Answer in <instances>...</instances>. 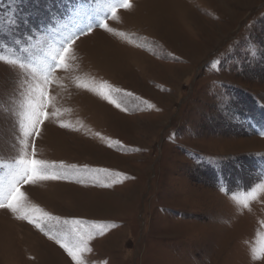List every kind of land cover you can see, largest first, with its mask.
<instances>
[{
  "label": "rangeland",
  "instance_id": "obj_1",
  "mask_svg": "<svg viewBox=\"0 0 264 264\" xmlns=\"http://www.w3.org/2000/svg\"><path fill=\"white\" fill-rule=\"evenodd\" d=\"M45 3L0 0V25L13 8L20 21L31 13L27 29L39 30L32 56L42 59L49 44L59 47L54 30L61 23V32L95 24L119 0H52L57 23ZM131 3L107 20L112 32L81 36L68 70L53 72L49 118L34 138L35 158L101 170L100 183H77L73 175L22 185L27 207L59 218L44 225L49 235L70 238L65 220L106 225L89 242L86 264H264V0ZM24 32L22 25L16 35ZM215 59L223 60L219 71L210 67ZM30 83V75L0 64L5 163L19 155L12 113ZM114 89L124 111L100 95ZM249 191L256 197L245 208L238 201ZM0 264L74 262L32 224L0 209Z\"/></svg>",
  "mask_w": 264,
  "mask_h": 264
},
{
  "label": "snow or ice",
  "instance_id": "obj_2",
  "mask_svg": "<svg viewBox=\"0 0 264 264\" xmlns=\"http://www.w3.org/2000/svg\"><path fill=\"white\" fill-rule=\"evenodd\" d=\"M41 0H33L39 6ZM130 10L132 8L131 0H119V3L110 4L107 7V15L100 18L95 24H85L81 27L76 25V30L69 29L61 32L60 28H66L67 24L61 23L54 31L58 33L57 44L55 47L49 44L44 55L48 59H42L32 56L33 49L38 47L37 44H30L35 39L36 30H28V16L31 13L24 14L23 21L15 19L16 9L13 8L4 25H0V64L8 66L13 71L30 75L34 83H30L23 93V99L19 104V111L12 113L13 130L18 135L19 155L11 163L0 161V168L7 171L0 177V209H7L16 215L19 220L27 221L38 230L54 240L60 248L71 258L74 264H86L84 254L91 251L89 242L97 235L105 234L107 226L104 224L93 223L85 224L83 221L73 219L65 220L64 224L70 225V238L68 234L49 235L45 231L44 225L55 220L59 223L58 217H53L38 208L29 209L26 204L25 192L21 190L22 185H35L38 181L68 180L73 175L77 176L76 182L84 184L89 179L99 184L98 176L101 170H92L87 167L77 169L75 165L65 166L63 163H49L44 160L35 158L34 138L41 133V125L49 118V108L51 107L52 97L49 95V85L54 80L53 72L56 70L67 71L68 59L73 51V46L81 36L90 35L94 28H100L105 32H112L107 20L109 17L113 20L119 9ZM45 11L50 15V23H57L58 16L52 11V0H46ZM73 15H80L79 10H75ZM24 26L25 32L17 36L16 33L21 31ZM43 26V25H42ZM7 30V31H6ZM50 31H53L50 29ZM8 33L11 34V38ZM119 34V33H117ZM30 45V46H29ZM246 47H251V55H255L258 49L254 42H249ZM29 57L26 59L25 57ZM223 60L215 59L210 62V67L214 70H221ZM78 87L82 85L78 84ZM111 91L119 92V89L102 92L100 95L109 104H114L122 111L125 109L113 99ZM131 95V93H126ZM227 97L224 98L227 101ZM225 104L219 105L224 109ZM61 128L67 125L61 123ZM29 148H32L29 154ZM105 176H111V173L103 172ZM122 182L112 179V184ZM102 187H110L111 184H101ZM223 190V189H222ZM260 190L264 191V184H261ZM256 192L249 191L243 200H239L245 208L248 207L249 201L255 199ZM235 199V197H234ZM254 259L259 257L253 254Z\"/></svg>",
  "mask_w": 264,
  "mask_h": 264
}]
</instances>
